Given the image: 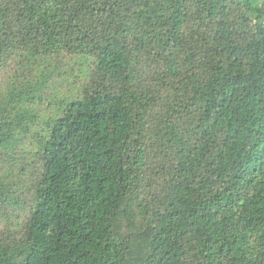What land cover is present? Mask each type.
I'll return each instance as SVG.
<instances>
[{
  "label": "trees",
  "instance_id": "16d2710c",
  "mask_svg": "<svg viewBox=\"0 0 264 264\" xmlns=\"http://www.w3.org/2000/svg\"><path fill=\"white\" fill-rule=\"evenodd\" d=\"M1 218L0 264H264V0H0Z\"/></svg>",
  "mask_w": 264,
  "mask_h": 264
},
{
  "label": "rangeland",
  "instance_id": "374dc122",
  "mask_svg": "<svg viewBox=\"0 0 264 264\" xmlns=\"http://www.w3.org/2000/svg\"><path fill=\"white\" fill-rule=\"evenodd\" d=\"M64 57V56H63ZM61 60L58 61L59 64V70L61 75L57 76L55 78V83L57 86L56 89L59 90H69L72 89L73 87H75L77 85V83H73L75 81H77L78 79H80L79 74H82V65L78 63V65H76L73 60H71V56H67L64 57ZM21 63H24V61H22ZM15 66H17L18 64L15 63ZM23 65V64H21ZM79 76V77H78ZM52 93L55 91H51ZM6 228L5 226V222L4 220H0V232L4 231Z\"/></svg>",
  "mask_w": 264,
  "mask_h": 264
}]
</instances>
